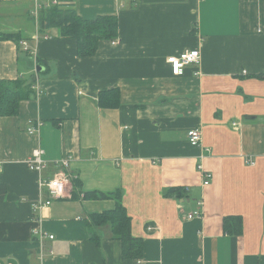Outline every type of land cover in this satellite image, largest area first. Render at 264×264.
Instances as JSON below:
<instances>
[{
    "label": "crops",
    "instance_id": "crops-1",
    "mask_svg": "<svg viewBox=\"0 0 264 264\" xmlns=\"http://www.w3.org/2000/svg\"><path fill=\"white\" fill-rule=\"evenodd\" d=\"M39 1L114 16L118 34L79 58L58 29L39 31L31 0L0 2V33L21 36L0 41V80L29 87L0 117V264H264V0ZM188 50L199 63L174 76L167 58ZM111 89L119 107H99ZM36 150L39 172L26 165ZM61 175L64 196L40 205ZM109 194L142 241L139 259L89 227L115 208ZM198 201L201 217L187 220Z\"/></svg>",
    "mask_w": 264,
    "mask_h": 264
},
{
    "label": "trees",
    "instance_id": "trees-1",
    "mask_svg": "<svg viewBox=\"0 0 264 264\" xmlns=\"http://www.w3.org/2000/svg\"><path fill=\"white\" fill-rule=\"evenodd\" d=\"M37 27L41 33L52 28L60 32L62 39L75 41L76 53L79 58L92 57L96 54L100 42H108L117 37L118 21L114 16H99L94 20H85L71 7L51 6L39 11ZM21 36L17 34L0 33V41L14 40L19 42ZM29 87L24 82L0 80V117H12L18 113L19 103L29 96ZM120 105V93L117 89L101 92L98 106L103 109H117ZM95 196L94 193L86 194ZM109 196H117L109 194ZM114 198V197H113ZM115 199V198H114ZM111 211L90 216V228L107 227L110 238L122 244L124 259H139L142 257V241L131 234L130 218L120 199ZM225 229L230 232L231 224L225 220ZM90 240L99 246L101 237L93 233Z\"/></svg>",
    "mask_w": 264,
    "mask_h": 264
},
{
    "label": "built area",
    "instance_id": "built-area-1",
    "mask_svg": "<svg viewBox=\"0 0 264 264\" xmlns=\"http://www.w3.org/2000/svg\"><path fill=\"white\" fill-rule=\"evenodd\" d=\"M6 0H0V2H3ZM16 1V0H13ZM33 3V8L30 12V16L32 20L35 22L37 25V20L39 17V11L42 9L43 4L39 0H31ZM53 6H62V4L57 3L56 1L53 2ZM22 47L24 50H27V46L25 43L22 44ZM200 61V53L198 50H188L184 51L181 54L177 56H171L168 57L166 62L170 66L171 72L174 76H180L183 74L184 70L189 66V65H195L198 64ZM36 130L34 129H29L28 132L30 134L35 133ZM188 137V142L192 147H196L199 145L200 142V132L197 130H191L187 134ZM42 152L40 150H36L33 153V156L27 160L26 165L29 170L39 172L41 169L44 168V162L41 158ZM70 156L65 157L62 159L59 164L61 167L66 168L68 165V162L70 161ZM253 165V163H250ZM198 170L202 171V167L199 165ZM202 185L203 186H208L209 181L211 179V176L209 173L202 171ZM66 184L67 180L61 176H56L54 178L49 179L47 182L44 183L45 187L47 188L48 196L47 199L42 201L40 205L42 206H50L51 202L53 200L59 199L64 196L65 191H66ZM39 205V206H40ZM202 214V201L196 202V209L192 212H190L187 216V220H193L200 218ZM52 239V237H49ZM43 254L40 253V258H42Z\"/></svg>",
    "mask_w": 264,
    "mask_h": 264
}]
</instances>
